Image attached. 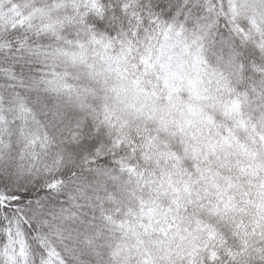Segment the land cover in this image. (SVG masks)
<instances>
[{"label": "snow or ice", "instance_id": "obj_1", "mask_svg": "<svg viewBox=\"0 0 264 264\" xmlns=\"http://www.w3.org/2000/svg\"><path fill=\"white\" fill-rule=\"evenodd\" d=\"M0 264H264V0H0Z\"/></svg>", "mask_w": 264, "mask_h": 264}]
</instances>
